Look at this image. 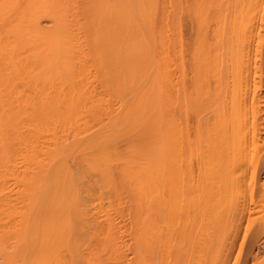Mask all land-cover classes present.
<instances>
[{
	"label": "bare ground",
	"instance_id": "bare-ground-1",
	"mask_svg": "<svg viewBox=\"0 0 264 264\" xmlns=\"http://www.w3.org/2000/svg\"><path fill=\"white\" fill-rule=\"evenodd\" d=\"M263 132L264 0H0V264H207Z\"/></svg>",
	"mask_w": 264,
	"mask_h": 264
},
{
	"label": "rangeland",
	"instance_id": "rangeland-1",
	"mask_svg": "<svg viewBox=\"0 0 264 264\" xmlns=\"http://www.w3.org/2000/svg\"><path fill=\"white\" fill-rule=\"evenodd\" d=\"M46 22H47V24H46ZM43 25L44 26H48L49 24H50V22L48 21V20H43ZM95 80V79H94ZM95 83V82H94ZM98 87L97 88H100L99 87V84H97V82L95 83ZM26 88H22V90H23V92H25V93H27V92H29V91H27L28 89H26ZM30 90V89H29ZM27 91V92H26ZM107 91V90H106ZM31 92V91H30ZM29 92V93H30ZM263 134V135H262ZM261 135L262 136H264V132L263 133H261ZM250 156V159H249V161H251V157L253 158V156L252 155H249ZM256 157V156H255ZM255 158H253V160H254ZM247 163V166H248V163H251V162H246ZM68 165L71 167V168H74L75 167V165H76V163L75 162H73L72 160H68ZM246 165V164H245ZM249 165H251V164H249ZM248 167H250V166H248ZM263 173V174H262ZM247 176H249V175H247ZM91 177L92 178H95V176L93 177L92 176V174H91ZM262 180H264V172L262 171L261 173H260V175H259V177H258V180L256 181V182H258V181H260V183H262ZM258 184H259V182H258ZM88 189H89V191H90V194L92 195V194H96V189L97 188H94V187H88ZM86 193H88V195H89V192H86ZM256 196V195H255ZM254 196V198H256ZM105 197L106 198H103L104 199V202L106 203V201L105 200H107L108 202H107V206L109 205V202H111L112 203V199H110L109 198V194H105ZM257 197H258V194H257ZM88 198H90V197H88ZM257 199V198H256ZM249 200V199H248ZM86 201H90L89 199H86ZM103 202V203H104ZM125 201H123V203H124ZM249 202V201H248ZM111 203H110V205L108 206L109 208H115L116 207V205H115V207H112L111 206ZM127 203V202H126ZM105 205V204H104ZM126 205V204H125ZM125 205H123V204H121V206L120 207H122V209H124V207H126ZM111 206V207H110ZM114 206V205H113ZM96 209H97V206H96ZM110 210L111 212L112 211H114V210ZM118 210V209H117ZM96 212H97V210L95 211V213H93V214H95L96 215ZM90 213H92V212H89V214ZM252 213H254V214H252ZM252 213H250V214H252V215H250L249 213H244L242 216L241 215H237V216H235V219H234V217H233V219H232V217H230V218H228V220L226 221V222H228V223H224V225L222 226V227H224L225 226V228H221V230L222 229H224L222 232H221V235H220V237L222 238L223 237V239L224 240H222L223 242H222V244H223V246H222V244H221V247L219 248V249H217V247L215 246V248H214V250L212 251V252H214V253H212V255L210 256V258H209V260L210 261H208L207 262V264H214V261H213V259L215 260L216 259V261H215V264H219V262L220 261H222V258H224L225 256L224 255H226V264H257L258 262V264H264L262 261H264V244H262V243H264V232L262 233L261 232V230L263 231L264 230V213H261V212H257L256 213V211L255 212H252ZM247 214V215H246ZM260 214H261V216H260ZM257 215V216H256ZM248 216V217H247ZM236 217H238V219H237V221H236ZM239 217H241V218H239ZM251 217V218H250ZM100 218V217H99ZM101 218H104V216L103 217H101ZM100 218V219H101ZM260 218V219H259ZM89 219V218H88ZM91 219V220H90ZM90 219H89V221H91L92 222V225H91V228H93L94 227V224H95V226L96 225H99L100 223L102 224L103 222L105 223V221L103 220V222L101 221L100 222V220H97L96 218H91L90 217ZM93 219H96V221H98V222H100L99 224H98V222H96V221H93ZM129 219V217H127V220ZM230 219V220H229ZM242 219V220H241ZM259 219V220H258ZM85 220H87V219H85V218H81L80 219V221H85ZM233 220V221H232ZM88 221V220H87ZM235 221V222H234ZM96 222V223H95ZM239 222V223H238ZM103 223V224H104ZM237 223V224H236ZM128 224V225H127ZM125 226H124V233H122V235H118V230L116 231V233H117V235H116V239H117V237H118V239L117 240H122V239H124V240H122V242L121 243H123L124 242V244L123 245H125L126 247H125V259L123 260V262L125 263V264H134L133 262H132V260H134V262H135V252H134V249L133 248H128V246L131 244V236H129L130 234V232L129 231H131L130 230V225H129V223H127ZM259 225V226H258ZM127 226H129V228L127 227ZM257 226V227H256ZM129 229V230H127V228ZM234 227V228H233ZM237 227V228H236ZM238 227H239V229H238ZM247 228V229H246ZM260 228V229H259ZM233 229V230H232ZM230 232H229V231ZM236 230V231H235ZM250 230V231H249ZM260 232H259V231ZM249 231V232H248ZM258 231V232H257ZM129 232V233H128ZM236 232V233H235ZM262 233V236H261V234L259 235H257V234H255V233ZM129 235H128V234ZM248 235H247V234ZM225 234V235H224ZM233 234V235H232ZM128 235V236H127ZM224 235V236H223ZM236 237H235V236ZM233 236V237H232ZM243 236H244V238H243ZM261 236V237H260ZM77 237V236H76ZM75 237V238H76ZM120 237H124V238H121L120 239ZM129 237H130V240H129ZM225 237V238H224ZM231 237V238H230ZM248 237H249V239H248ZM259 237V238H258ZM236 238V239H235ZM128 239V240H127ZM241 239V240H240ZM254 239L256 240V243H255V241H254ZM78 240V239H77ZM80 240V239H79ZM82 240H84L85 241V243H80L81 245H82V248H83V246H85L84 248L85 249H82L81 247V251L80 252H82L83 250L84 251H86V253H90V252H95V251H98V250H96V249H100V247H99V245L96 243L97 242V240H96V242H91L92 241V239H89V241H88V239L87 238H83V239H81V241ZM117 240H114V241H116L117 242ZM227 240V241H226ZM231 240V241H230ZM233 240V241H232ZM261 240V241H260ZM80 241V242H81ZM83 241V242H84ZM86 241L87 242H89L90 243V245H88L87 243H86ZM94 241V240H93ZM113 241V240H112ZM112 241H111V243H112ZM240 241V242H239ZM115 242V243H116ZM119 241H118V243H120ZM125 242H127L126 244H125ZM130 242V244L128 245V243ZM224 242H226V243H224ZM229 242V243H228ZM96 244V246L98 245V247L97 248H94L95 250H93V246L95 247V244ZM99 244H100V242H98ZM102 243V242H101ZM108 243V242H107ZM231 243V244H230ZM236 243V244H235ZM226 244V245H225ZM230 244V245H229ZM233 244V245H232ZM247 244V245H246ZM228 245H229V247H228ZM101 246V245H100ZM131 246V245H130ZM129 246V247H130ZM224 246H227L228 247V249H227V247H225L224 248ZM239 246V247H238ZM224 248V249H223ZM130 249V250H129ZM216 249V250H215ZM129 250V251H128ZM133 250V251H132ZM220 250V251H219ZM223 250V251H222ZM226 250V251H225ZM218 251H219V253H218ZM133 253H134V256H132L133 255ZM217 254L216 255V258H214V254ZM222 253H223V255H222ZM219 254V255H218ZM220 257V256H223V257H220L221 259H217V257ZM62 257H63V259L65 260V262H67V259H68V255L64 252V254H62ZM134 257V258H133ZM212 257V258H211ZM133 258V259H132ZM218 260H220L219 262H218ZM228 260V261H227ZM261 260V261H260ZM79 264H85L84 262H79Z\"/></svg>",
	"mask_w": 264,
	"mask_h": 264
}]
</instances>
